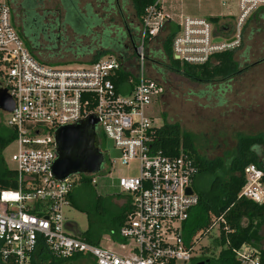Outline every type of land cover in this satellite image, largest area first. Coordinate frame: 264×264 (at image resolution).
Returning <instances> with one entry per match:
<instances>
[{"label":"built area","instance_id":"2783aa9c","mask_svg":"<svg viewBox=\"0 0 264 264\" xmlns=\"http://www.w3.org/2000/svg\"><path fill=\"white\" fill-rule=\"evenodd\" d=\"M168 3L156 0L146 8L132 61L123 65L108 56L72 68L37 61L18 36L6 0H0V86L13 101V110L4 113L15 148L10 157L13 168L3 159L5 149L1 152L6 170L13 173L9 182L15 186L0 188L2 264H31V255L39 249L56 259L80 255L95 264H190L192 256L184 249L180 228L198 202L195 192H185L191 189L197 168L186 155L171 158L150 151L154 125L149 114L163 87L147 75V46L172 25L177 28L171 42L173 58L197 67L212 63L214 56L240 46L246 22L264 7V0H237L239 14L232 27L184 16ZM217 28L231 35L222 38ZM121 70L129 74L123 82ZM89 115L97 118V134L109 140L117 154L107 159V171L138 161L139 176L118 179L119 194L130 197L132 205L118 231L123 242L117 243L125 255L76 235V225L65 220L63 208L69 206L68 194L81 175L56 181L50 174L56 159L55 131ZM100 151L105 158L107 153ZM243 174L239 197L262 204L263 170L249 165ZM82 176H91L95 185L94 175ZM233 254L239 264H261L259 251L249 244Z\"/></svg>","mask_w":264,"mask_h":264},{"label":"trees","instance_id":"16d2710c","mask_svg":"<svg viewBox=\"0 0 264 264\" xmlns=\"http://www.w3.org/2000/svg\"><path fill=\"white\" fill-rule=\"evenodd\" d=\"M43 1L6 0L11 10L12 22L24 46L34 58L40 60V63L47 65L46 60L39 58L42 49L38 44L39 36L45 35L46 31V25L43 23L46 13L41 14L38 11ZM129 1L134 11V18L140 26L146 8L153 5L156 0ZM58 2L63 12L61 22L55 20L47 25L49 32L45 35V40L53 43L54 47L51 52L61 58L65 57L66 54L72 55L73 58L92 56V59L88 62L74 59V61L63 62L65 65L70 63L90 65L102 57L108 56L116 57L123 65L125 62L132 61L137 38L131 41L127 40L126 43L124 41L119 42L118 37L114 39L109 36L107 29L101 30L93 37L92 41H95L96 45L89 47V49H83L75 45L72 47L73 49H62V47L57 50V43L60 44V47L63 46L62 33L66 26L75 36L84 37L93 33L95 28L102 27V20L91 14L89 6H86L88 13L84 15L79 10L78 0H58ZM261 9H264V7ZM256 14L257 12L249 20ZM209 20L218 23L220 18L214 17L209 18ZM176 32L177 28L169 25L161 40L163 49L162 65L151 59L147 52L145 54L146 63L159 64L170 73L178 74L194 83L229 79L238 73L239 65L234 60V51L218 54L214 56L212 63L198 67L182 64L175 60L172 56L171 42ZM61 50H63V56H59ZM151 55L155 56V53ZM120 74L122 82L129 77L127 71L121 70ZM13 138L14 135L6 128L0 134V188L2 189L15 187L9 182L13 178V173L6 170L1 158V152L12 142ZM98 139L99 141L104 140L102 134H98ZM150 151L153 154L160 153L171 158L180 155L188 156L197 168L195 180L203 174L214 176L206 191L198 190L195 192L198 202L190 210L187 219L181 223L180 236L184 249L192 254L198 237L207 234L214 227L218 231V237L213 241V245L221 248V250L217 259L191 257L190 264L196 262L239 264L234 258L233 250L239 248L242 244L256 247L259 251L260 262L264 264V244L259 245L262 239L257 230L258 226L262 225L264 218V202L255 204L239 197L245 182L244 169L249 165H255L264 172V137L262 135L241 136L238 138L234 155L226 161L220 158L206 160L197 153L191 134L182 131L176 123L163 122L160 126H154L152 129ZM91 180V176H79L67 197L68 205L86 216V230L79 232L76 229V235L86 243L95 246L100 244L101 237L105 234L110 235L115 242H123L118 237V231L124 225L127 216L132 212L130 197L121 194L106 197L99 196L95 193ZM114 197L123 198L124 203L121 206H116L113 202ZM243 221L247 222L245 226L242 224ZM30 258L31 264H58L83 258L87 259L88 264H95L91 258L80 255H75L66 260L56 259L40 249ZM0 264L2 263L0 262Z\"/></svg>","mask_w":264,"mask_h":264},{"label":"rangeland","instance_id":"374dc122","mask_svg":"<svg viewBox=\"0 0 264 264\" xmlns=\"http://www.w3.org/2000/svg\"><path fill=\"white\" fill-rule=\"evenodd\" d=\"M176 13L190 15V17L209 19L218 15L219 11L227 14L228 9H234V15L226 16V24L233 26L237 16V3L234 0H175ZM89 4L95 14L102 20L101 28H95L89 36H75L66 26L62 33L63 46H56L57 50L69 49L77 45L80 48H88L93 46V37L101 30L107 29L110 37H115L116 30L119 29L118 12L107 9L104 0H79V6ZM168 3L166 6H169ZM235 5V8L232 5ZM119 5L124 16L130 20H134V11L129 0H119ZM172 6V5H171ZM173 7V6H172ZM171 7V8H172ZM107 9V10H106ZM173 9V8H172ZM167 11L168 8H166ZM39 13H46L43 23L46 25L45 35L48 34L47 25L55 20L61 22V8L58 0H44L39 8ZM210 14L211 16H207ZM220 18V16H218ZM231 21L233 23H231ZM217 34L222 38H228L231 35L223 34L217 28ZM54 33V31H53ZM114 34V35H113ZM45 35L39 36L38 44L42 52L40 59L46 60L50 67H84L87 64L70 63L64 64L66 61H82L88 62L92 59L91 55L73 58L72 55L66 54L65 57H57L53 54V43L45 40ZM164 35H160L156 40L151 41L147 46V54L155 62L163 61L159 54L161 49V40ZM125 43L127 40L124 41ZM73 49V48H72ZM155 53V56L151 54ZM59 56H63L61 50ZM106 58V57H102ZM40 62L39 59L35 58ZM234 60L238 63V73L229 79H217L211 82L194 83L178 74H172L159 64L146 63V72L150 79L155 80L163 87L161 97L153 102L150 112L154 126H160L163 122L169 124H178L182 131L193 136L194 146L197 153L206 160H214L217 158L228 160L234 155L237 140L241 136L262 135L264 137V11L258 12L245 25L241 33V45L234 51ZM154 69H160L163 77L155 75ZM164 117V119H163ZM8 115L2 113L1 123L3 130L6 127ZM5 131V130H4ZM101 148L107 153L101 170L94 175L95 185L93 189L99 196H115L119 194L118 179L124 177L139 176V165L137 160L130 161L126 166L112 167L109 171L106 164L109 160L117 157L113 150V145L109 140L100 141ZM14 144H9L4 152L3 159L9 168H13L10 157L14 153ZM211 174H203L199 176L196 183L191 185V190L206 191L213 179ZM113 202L116 206L124 203L123 198L114 197ZM63 215L67 222L76 225L79 232H84L87 228L85 214L75 210L71 206L63 208ZM243 221V226L246 225ZM262 241L259 245L264 244V218L262 225L258 226ZM218 231L216 228L211 229L207 234L198 237L191 254L192 258H215L217 259L221 248L214 247L213 241L217 239ZM109 235L105 234L101 237L100 244L103 248H107L117 254L125 255L126 250H121L119 244L113 239H108ZM256 248V247H254ZM257 249V248H256ZM197 263V262H196ZM58 264H88L87 259H75Z\"/></svg>","mask_w":264,"mask_h":264},{"label":"water","instance_id":"95a60500","mask_svg":"<svg viewBox=\"0 0 264 264\" xmlns=\"http://www.w3.org/2000/svg\"><path fill=\"white\" fill-rule=\"evenodd\" d=\"M174 59L178 60L177 57ZM12 110L13 101L0 86V111ZM97 123V118L89 115L77 124L63 126L55 131L53 140L56 159L50 172L54 180L63 181L69 176L96 175L100 172L104 155L100 151V141L96 132ZM185 192L188 195L192 193L190 188Z\"/></svg>","mask_w":264,"mask_h":264},{"label":"flooded vegetation","instance_id":"af4514ba","mask_svg":"<svg viewBox=\"0 0 264 264\" xmlns=\"http://www.w3.org/2000/svg\"><path fill=\"white\" fill-rule=\"evenodd\" d=\"M79 2V0H78ZM104 2L106 3V8L107 9H110V10H113V11H116L118 12V15H119V23H120V26H119V29L116 30V33H115V37H111V38H114L116 39L118 37L119 39V42L120 41H125V40H129L131 41L132 39L134 38H138V34H139V31H140V26L138 25V23L136 22V20L134 19L133 21L130 20L128 22V19L124 16L122 10H121V7L119 5V0H104ZM86 6H89L90 9H91V14L93 15H96L95 12L93 11L92 7L89 5V4H86L84 5L82 8L79 6V10L82 14H87L88 13V10H87V7ZM106 9V10H107ZM61 13L63 14L62 10H61ZM97 16V15H96ZM92 45H96V43H92ZM159 54L162 56L163 54V49H162V45H161V49L159 51ZM161 64V62H160ZM162 65V64H161ZM155 70V75L158 76V77H163V72L159 69H154ZM2 113L4 112H1L0 111V134L5 130H3L2 128V123H1V115Z\"/></svg>","mask_w":264,"mask_h":264},{"label":"crops","instance_id":"0c3cea01","mask_svg":"<svg viewBox=\"0 0 264 264\" xmlns=\"http://www.w3.org/2000/svg\"><path fill=\"white\" fill-rule=\"evenodd\" d=\"M169 1H170V4L173 6L172 8L174 9V7H175V2H176V1H175V0H169ZM232 1H233V0H232ZM236 3H237V0H236ZM236 3H235V0H234V4H235V5H236ZM234 4L232 5L233 8H235V5H234ZM233 10H234V9H232V10H231V9H228V10L226 11L227 14H226V13H222L221 11H219V13H218V15H217V18H219L218 16H220L219 23H220V24H225V25H227L226 22H229V21L226 20V16H227L228 14H231V16L234 15L235 12H234ZM260 11H264V9H261ZM260 11H257V13L260 12ZM225 15H226V16H225ZM253 15H254V14H253ZM253 15H252V16H253ZM184 16H190V15H184ZM207 16H211V15L208 14ZM214 17H216V15H215ZM210 18H211V17H210ZM247 22H248V21H247ZM247 22H246V23H247ZM231 23H233V22L231 21ZM245 25H246V24H245ZM227 26H228V25H227ZM244 27H245V26H244ZM196 181H197V180H194L193 184H195ZM193 184H192V185H193Z\"/></svg>","mask_w":264,"mask_h":264}]
</instances>
